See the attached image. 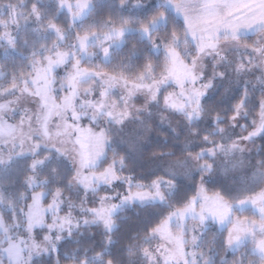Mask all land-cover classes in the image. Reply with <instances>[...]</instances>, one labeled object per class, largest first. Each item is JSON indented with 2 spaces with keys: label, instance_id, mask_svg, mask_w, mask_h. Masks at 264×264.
<instances>
[{
  "label": "snow or ice",
  "instance_id": "1",
  "mask_svg": "<svg viewBox=\"0 0 264 264\" xmlns=\"http://www.w3.org/2000/svg\"><path fill=\"white\" fill-rule=\"evenodd\" d=\"M0 264H264V0H0Z\"/></svg>",
  "mask_w": 264,
  "mask_h": 264
}]
</instances>
